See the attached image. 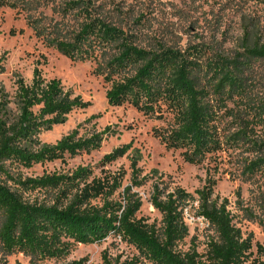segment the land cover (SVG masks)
Wrapping results in <instances>:
<instances>
[{"label":"trees","instance_id":"1","mask_svg":"<svg viewBox=\"0 0 264 264\" xmlns=\"http://www.w3.org/2000/svg\"><path fill=\"white\" fill-rule=\"evenodd\" d=\"M39 1L0 0V9L9 8L25 15L36 37L71 61H96L95 74L110 84L106 93L108 105H129L162 122L163 125L153 128L152 135L168 151H181L183 160L196 166L212 158L217 160L226 144L220 130L226 102L244 90L243 74L248 63L264 60V44L259 41L247 44L246 61L223 60L221 73L207 86L199 75L195 47L186 50L140 47L133 34L93 15L91 0L65 4L68 12L80 13L84 22L72 38L60 39L40 27L37 19H31L33 6ZM245 35L247 39L251 35L248 28ZM4 72V66H0V74ZM15 85L13 97L0 89V215L5 217L0 227V254L21 253L32 261L58 258L68 255L74 244H101L109 236L119 235L154 264H264V245L254 244L252 237L245 236L237 226L229 200L215 196V181L209 180L197 190V199L181 188L165 192L157 187L152 204L162 214L161 232L155 224L137 217L140 200L125 197L124 204L114 200L122 177L106 172L98 177L91 169L79 167L71 175L13 178L8 164L30 169L61 160L66 154L75 157L99 151L111 130L107 128L89 138H79L77 131H73L57 145H45L40 138L43 133L65 124L73 111L87 108L88 103L66 89L59 79L44 78L38 66L31 84L18 76ZM230 139L234 143L247 141L240 131ZM131 148L130 144L118 148L101 163L109 165ZM253 148L258 156L245 166L244 174L251 178L264 176V144ZM8 181L24 191H54V199L51 204L27 202ZM191 200L198 202L197 216L204 218L217 236L208 244L205 262L195 249L187 254L176 251L177 243L189 236L185 210ZM241 210L248 221L264 227V200L258 212L245 207ZM0 264H5L1 257ZM70 264L86 263L83 259ZM102 264H139V261L135 257L125 260L112 257L105 251Z\"/></svg>","mask_w":264,"mask_h":264},{"label":"rangeland","instance_id":"2","mask_svg":"<svg viewBox=\"0 0 264 264\" xmlns=\"http://www.w3.org/2000/svg\"><path fill=\"white\" fill-rule=\"evenodd\" d=\"M72 0L35 2L31 19L46 31H52L60 39H70L78 32L84 19L76 11L68 12L65 4ZM93 15L101 17L113 26L134 35L140 47L186 50L196 48L199 75L202 84L209 86L219 76L223 60L246 61V45L259 41L264 44V1L256 0H91ZM251 33L248 39L245 32ZM0 89L13 97L15 81L22 77L27 84L33 80V71L40 68L47 80L59 79L63 86L72 90L88 107L73 111L63 125L55 126L41 135L45 145L55 146L64 137L77 131L79 138H89L110 128V133L99 151L81 153L75 157L66 154L63 159L37 164L27 169L17 164H8L10 175L16 180L37 178L44 174L71 175L79 167L93 171L94 176L107 174L122 177L114 200L124 204L125 197L140 200L138 218L155 224L162 232V214L152 204L158 187L172 192L184 189L197 199L196 191L209 180L215 181V196L228 199L234 222L245 236H251L254 244L264 245V227L248 221L241 207L258 212L264 200V176H245V166L258 155L253 145L264 144V60L254 59L248 63L243 77L244 90L234 100L226 102L222 112L220 130L226 144L224 151L203 165L186 163L181 151H168L153 137L154 127L162 122L150 119L129 105L111 107L106 93L110 84L95 74L96 61L74 62L53 48L46 47L29 27L25 15L9 8L0 9ZM243 132L244 143H234L230 137ZM132 145L129 152L117 161L103 166V158L118 148ZM136 163V166H134ZM30 203L51 204L54 191H24L8 181ZM128 189V192H126ZM240 194V198H239ZM198 202L191 200L185 210V222L189 236L180 240L176 251L187 254L196 250L203 257L208 244L216 239L210 224L197 216ZM5 217L0 215V227ZM107 251L112 257L138 258L139 264H154L135 247L122 241L119 235L109 236L101 244H74L68 255L31 260L21 253L0 254L5 264H70L85 260L86 264H102V254ZM207 264H210L207 262Z\"/></svg>","mask_w":264,"mask_h":264},{"label":"built area","instance_id":"3","mask_svg":"<svg viewBox=\"0 0 264 264\" xmlns=\"http://www.w3.org/2000/svg\"><path fill=\"white\" fill-rule=\"evenodd\" d=\"M204 219V218H203ZM205 220V219H204Z\"/></svg>","mask_w":264,"mask_h":264}]
</instances>
